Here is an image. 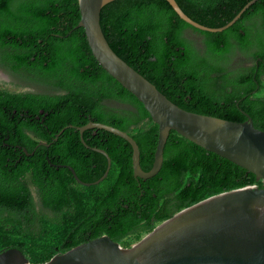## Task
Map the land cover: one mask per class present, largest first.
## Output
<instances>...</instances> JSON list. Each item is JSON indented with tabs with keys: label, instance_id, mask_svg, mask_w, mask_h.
Instances as JSON below:
<instances>
[{
	"label": "trees",
	"instance_id": "1",
	"mask_svg": "<svg viewBox=\"0 0 264 264\" xmlns=\"http://www.w3.org/2000/svg\"><path fill=\"white\" fill-rule=\"evenodd\" d=\"M175 1L193 21L218 28L251 0ZM79 20L77 0H0L2 65L16 74L35 73L39 81L69 91L61 96L0 90V253L16 248L31 264H39L103 235L129 248L130 237L139 240L184 208L231 190L264 187L249 171L174 131L166 142L160 172L148 180L134 177L132 148L125 140L98 130L95 137L91 132L82 134L84 145L78 128L86 119L75 110L89 106L92 97L78 95V80L89 86L109 79L120 90L102 96L128 102L130 116L114 113L110 125L135 140L144 171L153 165L158 126L143 105L97 63L84 30L76 28ZM100 25L117 56L175 105L235 122L246 121L248 115L255 128L264 131V96H258L264 63L259 70L253 66L223 74L217 64L205 59L172 61L176 55L171 50L186 46L180 34L188 24L166 0H116L101 9ZM232 31L233 27L224 34ZM231 45L209 44L208 53L223 59ZM238 45L247 47V43ZM185 54L192 51L186 47ZM258 58L264 62L263 46L253 61ZM204 70L207 79L199 87L186 86L187 93H168L159 85L162 77L173 82L177 76L197 77ZM97 71L102 76H91ZM89 113L96 117L94 111ZM69 125L75 129H66ZM93 148L111 159L104 189L77 183L68 169L58 167H71L82 182H95L106 171L107 159Z\"/></svg>",
	"mask_w": 264,
	"mask_h": 264
},
{
	"label": "water",
	"instance_id": "2",
	"mask_svg": "<svg viewBox=\"0 0 264 264\" xmlns=\"http://www.w3.org/2000/svg\"><path fill=\"white\" fill-rule=\"evenodd\" d=\"M116 0H77L82 28L91 53L100 67L145 108L158 126L154 161L149 171L140 165L139 147L132 136L118 128L89 123L80 127L100 129L125 140L132 148L135 178L148 180L161 170L164 148L170 132L214 153L255 175L264 184V131L255 128L252 119L235 122L186 111L171 102L112 50L100 25L103 7ZM173 11L189 26L202 32L220 33L230 28L258 0H251L226 25L203 26L190 19L175 0H166ZM45 145V144H42ZM106 157L104 174L93 183L82 182L71 167L75 181L84 186L98 185L111 169ZM0 264H31L16 248L0 253ZM39 264H264V187L247 186L211 196L174 214L158 224L138 243L123 248L106 235L54 255Z\"/></svg>",
	"mask_w": 264,
	"mask_h": 264
},
{
	"label": "flooded vegetation",
	"instance_id": "3",
	"mask_svg": "<svg viewBox=\"0 0 264 264\" xmlns=\"http://www.w3.org/2000/svg\"><path fill=\"white\" fill-rule=\"evenodd\" d=\"M255 4L251 5L248 9L245 10V12L242 13L241 17L231 26L233 27V31L229 34H224V32L229 30L231 27L220 33H209V32H202L188 25V27L182 30L180 34V38L183 40V43H185L186 46L176 47L175 49L171 50V52L174 53V55H176L172 57L171 60L176 61V62H179V61L195 62L196 59L197 60L205 59L209 63L217 64L222 69L221 73L233 74L234 71L230 69V64L233 62V60H235V57H237V54L239 52L245 53V55L248 54L253 59L254 53L257 51L259 47H262V44L257 45V43H264V39L260 40L256 37V36H259V33L261 32L264 36V3L262 2L258 4L259 6ZM208 34H211L214 36L211 37V36H208ZM10 42H12V39L10 40ZM198 43H201V44H198ZM226 43H231L232 45H231L229 52L226 54V56L223 59H218L217 57L209 55L208 53L209 44L224 47ZM238 43H247V47L241 48L239 47ZM186 47L192 51V54H190L189 56H186L185 54ZM1 54L2 53H0V67L2 69L4 68L9 69L2 65L1 63L2 55ZM31 60L33 63L34 58H32ZM261 63H264V62L262 61L261 58H258L256 61H254L253 64H250V63L243 64L241 70L250 69L253 66H256V70H259ZM9 72L15 75L21 74L24 77L22 79H23L24 84L26 85H42V86L44 85L47 88H49L50 91L49 92H31V91L18 92V91H11L8 89H3V88H0V90H5L10 93H38V94H50V95H61V96H66L69 94V91L65 88L58 89L46 81L45 82L39 81L38 76H36L35 73L23 70L21 73L16 74L11 69H9ZM206 73L207 72H205L204 70L203 72H200V74L197 77H192V78L187 77V75L183 77L177 76V78L174 79L173 82L170 81L171 77L169 78L162 77L159 79V85L161 84L162 87H165L168 93L184 94V93H187L186 86L191 87L192 84H195V83H196L195 84L196 87L201 86V83L202 82L204 83V80L207 79ZM0 74L7 76L6 74L2 72V70L0 71ZM182 74H185V73H182ZM211 75L213 76L215 74H211ZM91 76H94L97 78L99 76H102V74L97 71L95 72V74L94 72H92ZM177 81L179 83H176ZM77 84L79 85L78 90H77L78 95L90 94L92 97V99L90 100L89 106L82 105L81 107L79 106L77 110H75L77 111L76 113L78 117H80V119L82 118L86 119V124L81 125V127H84L88 125L89 123L103 124L106 126L113 127L112 125H110V123L112 122V115L114 113H117L123 117L129 118L131 106L128 102L116 100L114 98H109V97L104 98L102 96L104 94H107V95L113 94L115 89L118 93H120V90L109 79L97 80L94 84H89V86H87V84H85L81 80H78ZM11 85H14V84H11ZM90 111L91 112L94 111L96 117L92 118L93 115L89 113ZM100 118L102 121H99ZM66 129H75V127L73 125H69ZM98 130L100 129H86L83 131V133L91 132L93 137H95ZM63 132L64 130L61 133ZM58 136L59 135H57V137ZM57 139L58 138H55L54 141L56 142ZM43 144L46 145V143H43ZM46 146L48 149H50V144H47ZM58 167L68 169L65 165L59 164ZM36 204H37V210H40L39 202Z\"/></svg>",
	"mask_w": 264,
	"mask_h": 264
},
{
	"label": "rangeland",
	"instance_id": "4",
	"mask_svg": "<svg viewBox=\"0 0 264 264\" xmlns=\"http://www.w3.org/2000/svg\"><path fill=\"white\" fill-rule=\"evenodd\" d=\"M256 37L258 39H260V40L264 39V36H263L262 32L259 33V36H256ZM198 44H201V43H198ZM258 44H262V46L264 47V43H257V45ZM245 63L253 64L254 61L250 57V55H248V54L245 55V53L239 52L237 54V57H235V60H233V62L230 64V69H232V71H234V72H237V71L241 70L242 65L245 64ZM1 70L8 77L0 74V88L8 89V90H11V91H18V92H21V91H26V92L27 91H31V92H49L50 91V89L47 88L44 85L42 86V85H26V84H24L23 79H22L24 77L21 74L15 75L13 73H10L9 69H5V68L4 69L1 68L0 71ZM8 79H9V81H8ZM261 81H262V90H261V93L258 94L259 97L264 96V76L262 77ZM11 84H14V85H11ZM135 131H136V129L135 130L134 129L131 130L132 133H134ZM106 185H107V182L106 181H102L100 184L94 185V186L98 187L99 189H104ZM31 191H32V194L34 196L35 202L38 203V199H37V196H36V193H35V190H34L33 187L31 188ZM147 234L148 233H143L139 240H136L133 236L130 237L129 240L131 241V246L135 245L136 243H138ZM127 240L128 239H125V241H127Z\"/></svg>",
	"mask_w": 264,
	"mask_h": 264
}]
</instances>
